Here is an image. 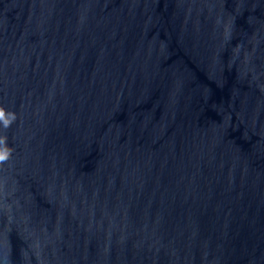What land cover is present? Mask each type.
<instances>
[{"label":"water","instance_id":"obj_1","mask_svg":"<svg viewBox=\"0 0 264 264\" xmlns=\"http://www.w3.org/2000/svg\"><path fill=\"white\" fill-rule=\"evenodd\" d=\"M0 264H264V0H0Z\"/></svg>","mask_w":264,"mask_h":264},{"label":"clouds","instance_id":"obj_2","mask_svg":"<svg viewBox=\"0 0 264 264\" xmlns=\"http://www.w3.org/2000/svg\"><path fill=\"white\" fill-rule=\"evenodd\" d=\"M2 115H3V112H2V110H0V116H2ZM7 159H8L7 153H0V163H3Z\"/></svg>","mask_w":264,"mask_h":264}]
</instances>
